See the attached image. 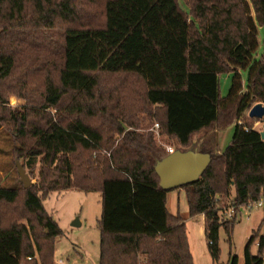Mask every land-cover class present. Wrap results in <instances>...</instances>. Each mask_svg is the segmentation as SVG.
Segmentation results:
<instances>
[{"label":"trees","instance_id":"obj_1","mask_svg":"<svg viewBox=\"0 0 264 264\" xmlns=\"http://www.w3.org/2000/svg\"><path fill=\"white\" fill-rule=\"evenodd\" d=\"M181 1L186 9L178 0H0V103L24 100L0 104V123L22 168L38 164L36 184L0 186V264H56L64 232L43 201L68 189L101 196L98 264H194L185 217L166 210L155 171L168 155L162 137L210 156L179 188L188 216L204 217L214 264L219 229L231 243L239 208L264 199V140L239 121L264 105V0ZM222 74H231L224 96ZM231 125L217 152L215 132ZM227 204L230 219L219 215ZM262 211L243 264L264 262Z\"/></svg>","mask_w":264,"mask_h":264},{"label":"rangeland","instance_id":"obj_2","mask_svg":"<svg viewBox=\"0 0 264 264\" xmlns=\"http://www.w3.org/2000/svg\"><path fill=\"white\" fill-rule=\"evenodd\" d=\"M178 2L182 8L186 9L181 0H178ZM259 31L258 39L261 41L264 33V26L260 27ZM261 50L262 48L260 45L257 54H259ZM230 79L231 76L227 87L223 88L224 92L228 91ZM242 83L243 85L245 84L244 71L242 72ZM23 103V99L18 98L14 94H9L7 96V101L0 104L5 105L6 107L14 108L20 107ZM248 111H246L244 116L239 121L252 124L254 129L261 130L262 121L253 122L252 120H249ZM231 134V126L224 128L218 138L219 147L226 146L229 143ZM159 141L160 145L164 148L166 146H171L173 149L176 148L173 140L168 137H162ZM13 144L14 142L11 139L5 124L0 123V186H13L20 184L19 175L17 173V165L22 167V160H18L13 154ZM23 168L30 178L31 184H36L38 181V164L34 169L26 167ZM96 195L97 193L95 192H82L76 189H68L60 192H51L44 197L43 204L45 208L52 214L53 218L57 221L59 227L64 232V235L56 242L55 257H66L72 264H98L99 236L97 227L95 226L96 218L98 216ZM168 207H171L170 203H168ZM180 213L183 217L186 216V202L181 203ZM261 213H263L261 208L254 207L251 210L242 208L236 215L237 220L231 233V243L228 242L223 228L219 229V264L225 263L229 252L237 255L240 260H243V249L245 243L247 242L252 229H255V227L259 224L260 217H262ZM76 219L82 224L79 226L72 225V222ZM202 223V217L198 216L191 221L189 220L187 224L190 231H193L194 229L198 231L200 234L199 238L207 248L208 244L207 240L203 236ZM259 234H264V226L260 228ZM257 241L258 240H256L251 247V252L253 254H256L257 252ZM80 246L82 248V256L74 249L76 248L79 251ZM207 261L208 263L205 264L211 263L210 255L207 256Z\"/></svg>","mask_w":264,"mask_h":264},{"label":"water","instance_id":"obj_3","mask_svg":"<svg viewBox=\"0 0 264 264\" xmlns=\"http://www.w3.org/2000/svg\"><path fill=\"white\" fill-rule=\"evenodd\" d=\"M248 116L257 119L264 117V105L257 102L248 111ZM259 134L264 140V122H262ZM210 160L208 153L194 152L192 150L176 149L166 157L158 161L155 165V171L159 177V183L163 190L189 186L202 176V172ZM19 181L23 187L27 188L31 184L25 170L17 165ZM72 225L79 226L80 222L76 219Z\"/></svg>","mask_w":264,"mask_h":264},{"label":"crops","instance_id":"obj_4","mask_svg":"<svg viewBox=\"0 0 264 264\" xmlns=\"http://www.w3.org/2000/svg\"><path fill=\"white\" fill-rule=\"evenodd\" d=\"M230 76H231V74H222L220 76L221 94L223 96L227 93V92H224L223 88L227 87V85L229 83ZM230 82H231V79H230ZM223 130L224 129L217 130L216 133H215V140H216L215 149H216L217 152H222L224 150V148L226 147V146L219 147V144H218V138H219V136H220V134H221V132ZM231 132H233V125H231ZM196 136H198V135H196ZM231 136H232V134H231ZM174 149L176 150V148H174ZM184 188L185 187L176 188V189L170 190L168 192L164 190V193L166 195L165 206H166V210L168 211V213H170L172 215L180 213V205H181V203L182 202H186ZM95 193H97V195H96L97 196L96 197V203H97L98 216L96 218V223H95V226L97 227V222H98V220L100 218V214H101V196H100V194L98 192H95ZM168 203L171 204V207H168ZM186 204H187V202H186ZM261 214L263 215V213H261ZM198 216H201L202 220H203L202 231H203V236L205 238V235H204V217H203V215H198ZM198 216H195V217H198ZM195 217L191 218V217L188 216V206H187V214L185 216V226H186V234H187V237H188V242H189V247H190L192 259H193L194 264H205V263H208L207 256L210 255L209 250H208V246L206 248L205 245L202 243L201 239L199 238L200 234L198 233V231L196 229H194L193 231L192 230L190 231L189 230V226L187 224L189 220L191 221ZM261 218L262 217H260V220H261ZM81 224L82 223H80V225ZM98 236H99V231H98ZM74 249L82 256V253H81L82 248H81V246H80L79 251L76 248H74ZM230 253L231 252H229V255H228V257H227V259H226L224 264H230V260H231ZM243 262H244V258H243V260H240V258L237 256V264H243ZM210 264H214L213 261H212V258H211V263ZM217 264H219V261H218Z\"/></svg>","mask_w":264,"mask_h":264},{"label":"built area","instance_id":"obj_5","mask_svg":"<svg viewBox=\"0 0 264 264\" xmlns=\"http://www.w3.org/2000/svg\"><path fill=\"white\" fill-rule=\"evenodd\" d=\"M158 128H159V125L157 122H155L153 126L151 127V129L155 131L156 134H158L157 133ZM165 150L167 151L168 154L174 151V149L171 146H166ZM254 207L263 209L264 199L260 198L257 200H250L245 205L241 206L239 208V211L242 208L246 210H251ZM235 211H236V207L233 204H227L222 209L219 210V215L224 219H230L235 214ZM55 263L56 264H72L68 258L63 257V256L56 257Z\"/></svg>","mask_w":264,"mask_h":264},{"label":"bare ground","instance_id":"obj_6","mask_svg":"<svg viewBox=\"0 0 264 264\" xmlns=\"http://www.w3.org/2000/svg\"><path fill=\"white\" fill-rule=\"evenodd\" d=\"M171 189H173V188H171ZM168 190V189H167Z\"/></svg>","mask_w":264,"mask_h":264}]
</instances>
